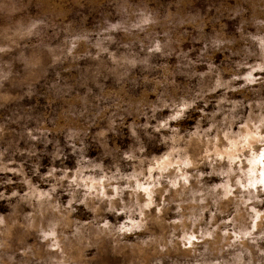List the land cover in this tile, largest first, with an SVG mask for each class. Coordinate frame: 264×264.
Instances as JSON below:
<instances>
[{
  "label": "clouds",
  "instance_id": "9594fccd",
  "mask_svg": "<svg viewBox=\"0 0 264 264\" xmlns=\"http://www.w3.org/2000/svg\"><path fill=\"white\" fill-rule=\"evenodd\" d=\"M0 264H264V0H0Z\"/></svg>",
  "mask_w": 264,
  "mask_h": 264
}]
</instances>
